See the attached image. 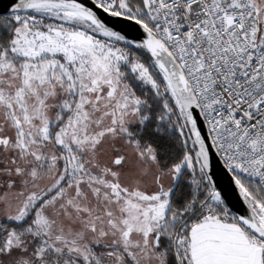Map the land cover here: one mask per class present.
<instances>
[{"label": "snow or ice", "instance_id": "6c2138e0", "mask_svg": "<svg viewBox=\"0 0 264 264\" xmlns=\"http://www.w3.org/2000/svg\"><path fill=\"white\" fill-rule=\"evenodd\" d=\"M0 264H264V0H0Z\"/></svg>", "mask_w": 264, "mask_h": 264}, {"label": "water", "instance_id": "95a60500", "mask_svg": "<svg viewBox=\"0 0 264 264\" xmlns=\"http://www.w3.org/2000/svg\"><path fill=\"white\" fill-rule=\"evenodd\" d=\"M220 182H221L222 186L225 188L226 193L230 194V193H228V181H227V179L225 177L221 176Z\"/></svg>", "mask_w": 264, "mask_h": 264}]
</instances>
